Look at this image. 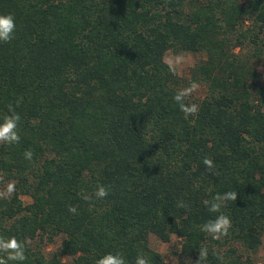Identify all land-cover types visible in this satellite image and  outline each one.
Returning <instances> with one entry per match:
<instances>
[{
	"label": "trees",
	"instance_id": "1",
	"mask_svg": "<svg viewBox=\"0 0 264 264\" xmlns=\"http://www.w3.org/2000/svg\"><path fill=\"white\" fill-rule=\"evenodd\" d=\"M9 13L0 117L22 98L21 140L0 144V182L15 186L0 198V235L27 241L22 264H95L108 252L134 264L140 251L170 264L150 233L177 237V264H196L201 247L200 264H254L264 234V82L254 67L264 63V0H0ZM168 49L205 58L186 80ZM187 81L206 90L185 97L199 109L186 117L174 96ZM98 184L107 197H95ZM227 191L237 192L222 208L232 227L215 240L200 231L218 215L204 201ZM57 233L44 255L43 238Z\"/></svg>",
	"mask_w": 264,
	"mask_h": 264
},
{
	"label": "clouds",
	"instance_id": "2",
	"mask_svg": "<svg viewBox=\"0 0 264 264\" xmlns=\"http://www.w3.org/2000/svg\"><path fill=\"white\" fill-rule=\"evenodd\" d=\"M16 23L12 14H0V43H10L15 38ZM195 88V85L189 89H182L176 93L174 100L179 105L180 111L185 116L195 115L199 109L195 104H186L185 97ZM22 98H18L13 104L8 105V113L0 117V144L16 145L20 143L21 136L18 127L21 121L20 114L16 108L20 106ZM33 152L31 149L24 151V158L31 160ZM203 164L206 169L213 171L214 162L209 157L203 158ZM14 184L9 183L4 192H0V198H10L14 192ZM97 199H103L109 195V188L103 184H98L94 193ZM89 199V197H85ZM237 192L227 191L217 193L211 200L204 201L205 206L210 213H218L214 219H209L200 227V231L211 236L212 239L219 240L229 234L232 227L231 218L222 212V208L226 206L228 201H236ZM177 207L187 208L188 205L183 201L177 202ZM68 211L72 214L77 213L76 206L70 205ZM27 241L18 240L15 236L5 237L0 235V264H22L27 259ZM208 256L207 247H201L198 253L196 264L206 260ZM95 264H129L126 257L122 253L108 252L98 257ZM134 264H151L150 257L146 256L143 251L138 252L135 257Z\"/></svg>",
	"mask_w": 264,
	"mask_h": 264
},
{
	"label": "rangeland",
	"instance_id": "3",
	"mask_svg": "<svg viewBox=\"0 0 264 264\" xmlns=\"http://www.w3.org/2000/svg\"><path fill=\"white\" fill-rule=\"evenodd\" d=\"M205 53L203 51H173V50H166L164 53V59L168 63H170L176 73L186 80L189 79L190 68L194 65L197 61L204 59ZM255 73L257 82H264V63L260 61L254 62ZM195 85V88L187 95L191 99H197L201 97L206 90V85L201 82L193 81L192 83L186 82L183 89L192 88ZM264 107V105H263ZM8 182H0V192H4L7 189ZM23 202L29 201V197L27 195H21ZM63 235L61 233H57L52 236L51 239L43 238L42 241V251L44 255L49 256L59 245L61 238ZM148 242L149 245L162 253L163 257L170 263V264H177L179 256L176 252H173L178 247V240L177 237L173 234L170 236L169 241H161L156 235L150 233L148 235ZM254 258V264H264V234H262L261 243L259 244L256 252L252 254ZM62 259L66 260L67 262H71V259L68 255H62Z\"/></svg>",
	"mask_w": 264,
	"mask_h": 264
}]
</instances>
